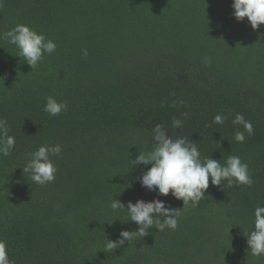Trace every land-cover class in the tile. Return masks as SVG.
Here are the masks:
<instances>
[{
  "label": "trees",
  "instance_id": "obj_1",
  "mask_svg": "<svg viewBox=\"0 0 264 264\" xmlns=\"http://www.w3.org/2000/svg\"><path fill=\"white\" fill-rule=\"evenodd\" d=\"M233 11L232 0H0V32L26 24L56 44L31 68L0 40V118L15 137L0 156V240L15 264H264L245 236L264 206V25L253 30ZM48 96L67 110L49 115ZM237 113L252 135L233 124ZM157 124L195 141L201 159L239 156L252 186L210 178L205 197L184 208L142 187L151 165L129 159L151 150ZM45 144L62 153L52 157L55 180L40 185L22 168ZM113 198L162 200L181 210L178 226L108 251L107 239L138 229Z\"/></svg>",
  "mask_w": 264,
  "mask_h": 264
},
{
  "label": "clouds",
  "instance_id": "obj_2",
  "mask_svg": "<svg viewBox=\"0 0 264 264\" xmlns=\"http://www.w3.org/2000/svg\"><path fill=\"white\" fill-rule=\"evenodd\" d=\"M232 8L234 18L237 21L247 18L253 30L264 25V0H232ZM0 40H7L9 44L16 46L19 50L18 57H23L31 68H35L45 54L50 55L56 50L54 41L37 33L26 24H17L8 31L0 32ZM87 55L85 49L84 56L87 57ZM205 60L210 62L209 58ZM67 108L66 101H58L53 96L46 97L44 110L49 115L57 116ZM225 119V116L217 114L213 118V123L223 124ZM233 124L242 125L248 135L253 134L252 123L246 121L243 114L237 113ZM172 127H183V121L174 118ZM234 139L236 142L243 143L244 132L237 130L234 133ZM152 140L155 143L150 151L138 152L135 160L129 159V162L132 168L141 164L151 165L138 178L141 186L150 191H156L162 196H167L171 192L173 197L183 201V208L188 204L196 206L205 197L210 178L212 185L216 186H220L224 181H227L229 186L235 183L251 187L253 184L248 165L243 163L239 156H228L224 164L214 158L201 159V153L195 141H189L186 137L173 139L160 124L153 129ZM14 147L15 137L9 135L8 122L5 118H0V156L11 155ZM61 153L60 144L39 146L34 152L28 154L22 168L24 175L40 185L54 181L57 168L52 157H58ZM110 207L113 211L125 210L130 218L128 221L135 222L138 229L136 231L122 230L116 241L107 239L105 248L108 251L121 247L125 241L129 242L136 237L148 235L147 230L152 227L157 228L158 231L175 230L181 214L180 209L168 207L159 199L151 201L139 199L134 203L129 201L125 207L118 199L113 198ZM245 236L250 253L257 257L264 256V206L255 207L253 229ZM0 264H15L9 257L4 240H0Z\"/></svg>",
  "mask_w": 264,
  "mask_h": 264
}]
</instances>
